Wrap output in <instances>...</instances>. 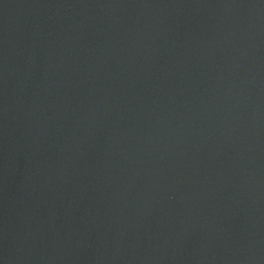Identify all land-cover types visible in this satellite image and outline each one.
Listing matches in <instances>:
<instances>
[{"label": "water", "instance_id": "obj_1", "mask_svg": "<svg viewBox=\"0 0 264 264\" xmlns=\"http://www.w3.org/2000/svg\"><path fill=\"white\" fill-rule=\"evenodd\" d=\"M0 264H264V0H0Z\"/></svg>", "mask_w": 264, "mask_h": 264}]
</instances>
